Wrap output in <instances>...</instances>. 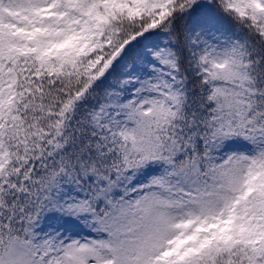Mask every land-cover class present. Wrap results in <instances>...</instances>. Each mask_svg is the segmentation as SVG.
Masks as SVG:
<instances>
[{
    "label": "snow or ice",
    "instance_id": "1",
    "mask_svg": "<svg viewBox=\"0 0 264 264\" xmlns=\"http://www.w3.org/2000/svg\"><path fill=\"white\" fill-rule=\"evenodd\" d=\"M0 264H264V0H0Z\"/></svg>",
    "mask_w": 264,
    "mask_h": 264
}]
</instances>
